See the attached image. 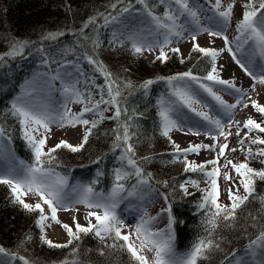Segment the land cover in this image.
<instances>
[{
  "label": "snow or ice",
  "instance_id": "1",
  "mask_svg": "<svg viewBox=\"0 0 264 264\" xmlns=\"http://www.w3.org/2000/svg\"><path fill=\"white\" fill-rule=\"evenodd\" d=\"M235 6L236 0H230L226 5L223 0H115L110 3L107 12L88 17L78 28L64 26L44 32L39 44L27 39H14L8 51L0 54V67L6 58L27 59L33 55L39 58L38 70L20 83L19 92L0 111V120L11 118L19 124L21 139L31 150L32 162H12L17 158L7 147L12 143L11 133L0 124V160L9 161L7 168H0V185L8 187L12 204L19 205L28 213L37 214L35 225L39 229L41 244L50 249L68 248L82 240L83 236L91 234L103 245L99 250L101 256L105 255V248L121 249L127 251L132 264H198V261L208 259L213 250L220 249L216 240L218 228L235 227L241 213L253 202L258 201L264 209V193L260 191L264 187V147L255 150L252 147L264 145V138L260 135L249 136L254 130L264 134V105L250 95V92L259 95L256 86H264V64L257 61V57L264 60V0H246L240 5L242 15L236 20L235 34L229 39L227 33ZM68 7L70 9L71 5ZM158 7H163L160 14L155 11ZM109 27L112 28L107 40L110 48H124L134 56L155 54L153 63H166L171 59V53L178 55L183 64L192 58V53H196L197 65L194 67L204 62L206 71L198 75L189 69L172 76L147 79L134 86L131 80L115 75L99 58V50L103 46L100 29ZM205 33L211 38L209 46L196 42L197 37ZM65 35L74 37L71 44L58 43ZM186 37L192 41L187 55L177 46ZM217 39L223 40L222 48L215 47ZM45 41L56 46L45 47ZM223 52H227L251 78L253 83L249 87L237 86L235 78H221L225 65H218L217 61ZM83 64H87L91 71H85ZM97 74L103 77L102 84L97 83ZM161 81L167 92L156 99L155 106L159 133L168 138L173 148L170 154L172 159L168 162H182L185 173H199L201 179L189 177L183 182L173 179L171 191L160 193L167 206L151 216L143 203L134 205L130 199L144 201L154 189L151 186L152 173H146L141 165V161L151 162L152 157L138 156L133 143L134 138L139 142V133L134 129L139 128L138 121L143 112H138L135 106L130 109L128 98L136 92L148 97L152 85ZM126 91L127 95L124 94ZM55 93L59 94L58 99H54ZM205 94L218 106L214 115L207 111L209 105L203 98ZM225 96L232 97L234 102L229 103ZM245 97L260 115L259 122L252 116L242 125L234 119L235 111ZM73 105H79V110L73 111ZM248 107V103H243L244 109ZM109 112L111 115L106 116ZM189 113L198 120H191ZM105 120L116 121V126L104 133H112L110 153L116 161L111 171L109 192L105 194L95 188L100 177L106 174L103 168H97L95 177L87 183L77 181L69 187V176L56 170L60 166L59 150L80 153L90 137L99 135L97 130ZM78 126L84 129L78 144L60 139L52 146L48 145L54 128L68 130ZM233 127L236 129L234 135L238 138L239 150L244 155V161L239 163L226 156ZM244 129L247 131L242 136ZM173 131L203 136L213 143L189 142L187 147L181 148L171 138ZM221 138L223 143L220 142ZM229 150L236 152L238 149ZM202 151L215 153V157L202 163L188 159L189 155L198 156ZM102 159L104 157L97 156L92 162L99 165ZM221 159L224 160L222 165ZM252 161L261 166H250ZM231 172L235 175H230ZM221 177L229 182L224 189L229 201L227 204L220 202L218 179ZM130 180L135 182L129 184ZM201 183L208 187L202 189ZM168 186L169 182L163 181V187L167 189ZM177 187L182 197L194 195L190 188L201 193L195 207L198 213L203 214L201 222L204 227V235L182 255L176 253L173 243L174 226L182 222L178 208L173 207L181 198L175 194ZM26 197L36 198V202L28 203ZM126 200L128 204L122 212L134 207L138 217L134 223L117 211ZM78 205L86 210L84 224L79 223L76 216H73L71 226L58 218V212L79 213L81 209ZM165 214L166 227L157 228L156 224ZM249 216L253 221L257 220V216L251 212ZM54 225H59L67 234L66 243H55L47 238L46 230ZM125 229L130 231L125 232ZM31 240L32 236L26 234L21 245ZM148 253H152L151 257ZM78 254L79 244H76L59 264H82ZM16 261L36 264L0 246V264H14ZM221 264H264V227L254 239L249 240L244 256L238 257L233 251L225 256Z\"/></svg>",
  "mask_w": 264,
  "mask_h": 264
},
{
  "label": "trees",
  "instance_id": "2",
  "mask_svg": "<svg viewBox=\"0 0 264 264\" xmlns=\"http://www.w3.org/2000/svg\"><path fill=\"white\" fill-rule=\"evenodd\" d=\"M112 2L115 0H0V54L8 51L14 39H27L39 44L40 37L44 32L55 31L64 26L78 28L88 17L96 15L98 12H107ZM69 4L71 5L70 9ZM155 11L160 14L163 12V8L158 7ZM73 39L74 37L71 35H65L60 38L58 43L71 44ZM100 39L103 41V46L99 50V58L110 71L121 79L131 80L134 86L147 79L172 76L189 69L198 75H203L207 68L204 62L194 67L197 65L198 54L196 53H192V58L185 60L183 64L180 63L178 55L170 53L171 59L166 63L156 61L146 65L141 56H134L127 49L110 48L103 29H100ZM43 44L45 47L56 46L55 43L47 41ZM35 61H39L35 55L27 59L6 58L4 65L0 67V88H2L0 90V111L8 106L9 100L17 92L23 80V71L17 70L21 66L20 63H22L21 68L27 70L25 65ZM160 84L164 83L161 81L153 84L149 96L146 98L140 92H136L128 99L130 109L135 106L138 112H143V116L138 121L139 128L134 129L139 133V142H137V138L133 140L137 155L152 157L151 162L141 161V165L146 173H152L151 184L163 193L171 191L173 179L183 182L189 177L196 178V176L194 173H185L182 162H168L172 159L170 155L172 146L168 138L160 135L157 127L159 117L155 106V96ZM124 94L127 95V91ZM0 124H3L11 133L12 143L10 145L14 152L21 159L31 163L32 153L21 139L19 124L11 118L0 120ZM115 126L116 121L105 120L97 130L99 135L90 137L89 143L80 153H71L66 149L59 150L60 166L57 169L73 176H77L75 173L82 170L83 173L78 177L90 180L92 169L97 165L92 161L97 156H102L104 159L99 165L106 174L100 177L99 184L105 189L110 188L112 176L111 167L108 164L113 137L110 131L107 135L104 133ZM106 153L107 156H105ZM163 181L169 182L167 189L163 187ZM260 191L264 193V187ZM193 193L192 196L182 197L178 187L175 193L181 198L176 201L173 207L174 209L178 208V215L182 222H178L174 226V242L178 251L181 252H188L197 239L204 235V227L201 222L203 214L198 213L195 207L200 198L198 191ZM249 212L257 216V220L253 221ZM35 216L36 213H28L19 205L12 204L8 187L0 185V246L10 252H17L29 260L35 261L36 264H57L68 256L76 244H79L78 259L80 261L90 264H132L126 250L105 248V255L101 256L99 250L103 245L91 234L83 236L82 240L74 242L68 248L50 249L40 242ZM261 227H264V209L256 201L249 204L241 213L235 227L217 229L216 240L220 244V249L213 250L208 259L198 261V264H221L225 256L233 251L240 255L245 251L249 240L254 239L259 233ZM26 234H30L32 240L21 245Z\"/></svg>",
  "mask_w": 264,
  "mask_h": 264
},
{
  "label": "rangeland",
  "instance_id": "3",
  "mask_svg": "<svg viewBox=\"0 0 264 264\" xmlns=\"http://www.w3.org/2000/svg\"><path fill=\"white\" fill-rule=\"evenodd\" d=\"M136 7L137 8H139L140 7V5H136ZM235 10H240L241 12H242V8L240 7V5H238V4H236V6H235V9H234V11ZM113 27H115V26H113ZM107 29H110V31H108V33H107V38L109 39L110 38V36H111V31H112V28L111 27H109V28H107ZM105 32H106V29L104 30ZM105 32H104V34H105ZM199 36L197 37V43H199L200 44V40H199ZM107 39V40H108ZM216 42L221 46L220 48H222L223 47V40H220V39H217L216 40ZM191 45H192V41L190 40V38H186L184 41H181L177 46L181 49V52L182 53H184L185 55H187L188 53H189V51H190V49H191ZM201 45V44H200ZM170 54V53H169ZM143 59H144V61H145V64L146 65H149V64H151L152 63V61L155 59V54H149V53H144V55L143 56H141ZM180 58V57H179ZM220 61H222V62H227V63H231V65L232 66H238L233 60H232V58H231V56L227 53V52H223L222 54H221V56L218 58V61L217 62H220ZM260 64H264V60L260 63ZM38 66L39 65H37V66H34V68H33V70H32V72H31V74L29 75V77H31V75L33 74V72H35V71H37L38 70ZM234 66V67H235ZM86 68V69H85ZM85 71H91V69H90V67L88 66V65H86L85 66ZM243 74L245 75V73L243 72ZM246 76V75H245ZM26 78H28V77H26ZM239 78V79H238ZM237 79H235V81L236 82H239L238 84H241V78L240 77H238ZM97 83L98 84H102L103 83V77H100L98 74H97ZM262 87H264V86H261V85H257L256 86V88H257V92H259L260 90H261V88ZM167 92V89H166V86L164 85V84H160V86H159V88L157 89V94H156V98H155V104H156V99L159 97V96H161V95H163V94H165ZM250 93H253V94H256V92H250ZM97 98H98V96H97ZM246 99H247V97H245L244 98V101H246ZM248 108H246V110H247ZM106 116L107 115H111V113L109 112V113H106L105 114ZM77 128H80L79 126L77 127ZM82 128V127H81ZM74 131V129H68V133L69 132H71V131ZM83 131H84V129L82 128V131H81V133H80V137H78L77 139H75V136H72V134L70 133L69 134V136H67V134L68 133H66L65 135H63L62 137H61V139H64V140H67L69 143H74L75 142V144H78L79 143V141H80V139L82 138V135H83ZM231 131L232 132H234V128H232L231 129ZM175 132V134L172 132L170 135H171V138H172V140H174L176 143H178L179 145H180V134H179V132L178 131H174ZM235 133V132H234ZM6 142V141H5ZM58 142V141H57ZM57 142H53L52 140H49V142H48V145L49 146H52L53 144H55V143H57ZM220 142L221 143H223L224 141H223V138H221L220 139ZM171 145V144H170ZM172 146V145H171ZM181 147V146H180ZM231 148H237L238 150L236 151V152H231L229 149H231ZM229 149H226V156H227V158L228 159H232L233 160V162L234 163H239V162H243L244 161V155H243V153H242V151H240L239 150V145L237 144V137L233 134L232 136H230L229 137ZM171 153H173V148H172V150H171ZM209 154V157L212 159V158H214L215 157V153H208ZM192 157V155H189L188 156V159L190 160V158ZM16 161V163H18V161H19V159H17V160H15ZM109 162L111 163V166L113 167L114 165H116V161H115V159H114V157H113V155H112V158H111V161L109 160ZM26 163V162H25ZM224 163V160L223 159H221L220 160V164L222 165ZM250 166H252V167H254V168H258V167H260L261 165H259L256 161H252V162H250ZM97 168H100V165H96V166H94L93 167V169H92V177H95V173H96V169ZM211 168V166H209V169ZM82 171H80V172H77V174H80ZM194 175L196 176V179H201V174H199V173H194ZM230 175H235V173L234 172H231L230 173ZM77 181H80V182H82V183H87L88 181H82V180H77ZM227 183H229V182H225V181H223V179H222V177L221 178H219L218 179V184H219V186H220V192H221V195H220V202L221 203H224V204H227V203H229V201L227 200V193L224 191V189H225V187H226V185H227ZM99 185V184H98ZM200 187L203 189V188H207L208 186L206 185V184H204V183H201L200 184ZM100 191H102L103 192V190H99V192ZM189 191L190 192H195V191H197L196 189H193V188H190L189 189ZM109 192V191H108ZM107 192V193H108ZM106 192H105V194H107ZM159 195V194H158ZM198 197L200 198L201 197V193L200 192H198ZM26 199V202H28V203H35L36 202V198H25ZM144 205H145V203H143ZM148 205H149V207L147 206L146 207V209H147V212H148V214L149 215H151V216H155L157 213H159L160 212V210H161V208L162 207H166L167 205H165V203H164V199L162 198V196L161 195H159L158 196V198H156V200L155 199H152V197H150V199L148 200ZM146 206V205H145ZM64 214H67L68 215V218L66 219V221H63V220H61L60 218V220L62 221V222H64V223H68L70 226L72 225V218H73V216H76V218H77V220H78V222L79 223H81V224H84L85 223V221H84V219H83V217H81V216H79V215H71V212L69 211V212H63ZM37 215V214H36ZM133 222H135V220L133 221ZM166 223H167V221H166V214L163 216V217H161L160 219H159V221H158V223L156 224V227L157 228H161V229H163V228H165L166 227ZM47 231V238L48 239H50V240H52L53 242H55V243H60V244H64V243H66L67 242V239H68V237H67V234L64 232V230L59 226V225H54L52 228H49V229H47L46 230ZM125 232H128L129 230L128 229H125L124 230ZM174 243V242H173ZM174 247H175V251H176V253L178 254V255H182L181 253H178V251L176 250V246H175V243H174ZM245 254V253H244ZM244 254H242V255H237L238 257H242V256H244ZM151 255H152V253H148V256L149 257H151ZM15 264H20V262L19 261H16L15 262ZM57 264H59V263H57Z\"/></svg>",
  "mask_w": 264,
  "mask_h": 264
},
{
  "label": "bare ground",
  "instance_id": "4",
  "mask_svg": "<svg viewBox=\"0 0 264 264\" xmlns=\"http://www.w3.org/2000/svg\"><path fill=\"white\" fill-rule=\"evenodd\" d=\"M228 2H230V0H223V3L224 5H226ZM244 2H246V0H236V4L238 5H241L243 4ZM234 16H233V21L231 23V25L229 26V29H228V36H229V39H232L233 35L235 34L234 33V29H235V23H236V20L242 15V12L240 10H235L234 11ZM199 40H200V44L201 46H209V40L211 39L210 37L207 36V34H202L199 36ZM187 38V37H186ZM185 38V39H186ZM185 39H183L182 41H184ZM215 47L217 48H220L221 46L216 42L215 43ZM218 65L222 64V65H225V70L221 73V78L223 79H232V78H235L237 79L238 77L241 78V84H238L239 82H236L237 83V86H240V85H243L245 88L249 87L253 81L251 80L250 77L248 76H245L243 74V71L241 70V68L239 66H232L231 63H227V62H217ZM239 79V78H238ZM250 95L252 96L253 99H256L258 103L264 105V87L261 88V90L259 91V95L257 94H253V93H250ZM203 98L206 102L210 103L213 108H210L212 109L211 112H209L210 115L212 114H215L218 106L215 104L214 101L211 100L210 97H207L206 94L203 95ZM229 103H233L234 100L232 97H229V96H225L224 97ZM243 103H248L249 104V107L248 109H244L243 108ZM243 103L238 106L237 110L235 111V115H234V119L236 121H240L241 122V125L242 123L244 122V120H246L249 116H252L253 118H255L258 122L261 120V117L258 113H256L254 111V109H252L251 107V103L250 101H248V99H246V101H243ZM211 106V107H212ZM73 111H78L80 106L79 105H73ZM188 126V125H187ZM234 128V132H235V127ZM187 130V129H185ZM227 130V129H226ZM82 131V128H75L74 131L72 130L71 132L68 133V130H64V129H53V136H52V141L53 142H57L61 139V137L63 135H65L66 133L67 136H69V134L71 133L72 136H75V139H77L78 137H80V133ZM247 130L244 129L242 132H241V135L243 136L244 132H246ZM233 132V134H234ZM173 133L175 134V132L173 131ZM179 134H180V146L181 148H185L188 146V143L189 142H196V143H199V142H203L205 144H211L213 143L210 139H206L205 137L203 136H200V137H195V136H191V135H185L183 131H179ZM255 135H260L261 138H264V134H261V133H256L255 130L253 133H250L249 136L250 137H254ZM237 141H238V138H237ZM6 143V142H5ZM72 143V142H71ZM247 143V142H246ZM75 145V142L72 143ZM238 144V142H237ZM253 147V150H255L256 148L258 147H264V145H254L252 146ZM192 157L190 158V161H195L197 163H202L206 160H209L211 159L209 157V154L208 152L206 151H202L200 155H195V154H191ZM128 203V201L126 200L123 204L120 205V209L118 212H122V208ZM78 208L81 209V211L79 213H76V212H71V215H79L81 217H84V212L86 211L82 205H78L77 206ZM58 218H60L61 220L63 221H66V219L68 218V215L67 214H64L63 212H58ZM124 215V217L127 218L128 221H133V220H136L137 217L135 215H132V214H127L125 215V212H122V216ZM84 219V218H83Z\"/></svg>",
  "mask_w": 264,
  "mask_h": 264
}]
</instances>
